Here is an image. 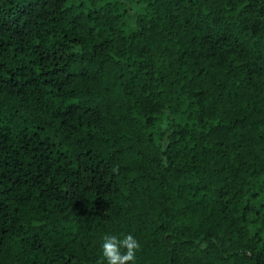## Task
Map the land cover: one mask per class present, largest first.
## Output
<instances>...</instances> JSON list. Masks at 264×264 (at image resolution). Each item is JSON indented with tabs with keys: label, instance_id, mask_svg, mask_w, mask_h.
Returning <instances> with one entry per match:
<instances>
[{
	"label": "trees",
	"instance_id": "obj_1",
	"mask_svg": "<svg viewBox=\"0 0 264 264\" xmlns=\"http://www.w3.org/2000/svg\"><path fill=\"white\" fill-rule=\"evenodd\" d=\"M264 264V0H0V264Z\"/></svg>",
	"mask_w": 264,
	"mask_h": 264
},
{
	"label": "clouds",
	"instance_id": "obj_2",
	"mask_svg": "<svg viewBox=\"0 0 264 264\" xmlns=\"http://www.w3.org/2000/svg\"><path fill=\"white\" fill-rule=\"evenodd\" d=\"M100 245L102 264H134L139 241L132 234L104 235Z\"/></svg>",
	"mask_w": 264,
	"mask_h": 264
}]
</instances>
